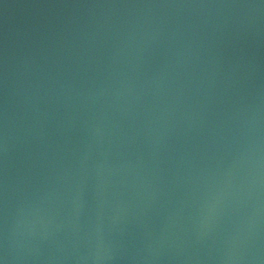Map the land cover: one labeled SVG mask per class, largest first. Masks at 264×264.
<instances>
[{
	"label": "water",
	"instance_id": "obj_1",
	"mask_svg": "<svg viewBox=\"0 0 264 264\" xmlns=\"http://www.w3.org/2000/svg\"><path fill=\"white\" fill-rule=\"evenodd\" d=\"M0 264H264V0H0Z\"/></svg>",
	"mask_w": 264,
	"mask_h": 264
}]
</instances>
